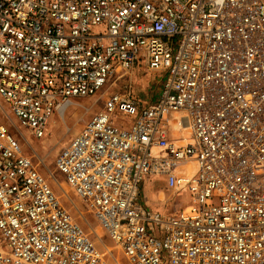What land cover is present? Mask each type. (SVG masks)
I'll return each mask as SVG.
<instances>
[{
  "label": "built area",
  "instance_id": "1",
  "mask_svg": "<svg viewBox=\"0 0 264 264\" xmlns=\"http://www.w3.org/2000/svg\"><path fill=\"white\" fill-rule=\"evenodd\" d=\"M140 67L153 99L111 92L54 161L112 253L12 129L42 139ZM0 264H264V0H0Z\"/></svg>",
  "mask_w": 264,
  "mask_h": 264
},
{
  "label": "rangeland",
  "instance_id": "2",
  "mask_svg": "<svg viewBox=\"0 0 264 264\" xmlns=\"http://www.w3.org/2000/svg\"><path fill=\"white\" fill-rule=\"evenodd\" d=\"M158 80V77L147 69L140 67L134 69L130 75L123 79L111 82L110 86H106L95 96L74 99L73 104L63 113V117L55 113L48 124L47 133L42 139L35 140L23 128H20L21 135L12 129L15 133L14 137L22 145L25 153L32 158L38 171L50 183L63 207L84 228L92 240L99 242L102 251L117 252L99 228L92 211L75 196L65 184L63 178L57 173L54 161L57 154L68 144L72 137L102 109L104 99L108 94L122 92L129 88L141 99H153ZM12 121L14 120L12 119ZM159 194H163L161 197L165 201V203L157 204L159 210H166L171 214L182 208L187 201L186 195L174 194L165 190L163 183L160 182H150L148 186H145L144 200L148 205H154L159 201Z\"/></svg>",
  "mask_w": 264,
  "mask_h": 264
},
{
  "label": "crops",
  "instance_id": "3",
  "mask_svg": "<svg viewBox=\"0 0 264 264\" xmlns=\"http://www.w3.org/2000/svg\"><path fill=\"white\" fill-rule=\"evenodd\" d=\"M151 183H152V182H151ZM154 183H156V182H154ZM144 186H148V184H145ZM164 189L167 190V189L165 188V186H164ZM168 191H169V190H168ZM161 195L163 196V194H161ZM161 195H160V194L158 195V197H159L158 200H159V201H158L157 203H154V205H151V206L149 205V206L152 207V208H154V209L159 210V208H158L159 206H157V204H158V203H161V204H162V202L165 203V201H164L163 197H161ZM163 205H165V204H163ZM163 208H164V206H163ZM160 211H162V210H160ZM162 212H167V211H166V210H163Z\"/></svg>",
  "mask_w": 264,
  "mask_h": 264
},
{
  "label": "bare ground",
  "instance_id": "4",
  "mask_svg": "<svg viewBox=\"0 0 264 264\" xmlns=\"http://www.w3.org/2000/svg\"><path fill=\"white\" fill-rule=\"evenodd\" d=\"M73 104V102L72 103H70L69 105H68V107H66V108H64V110H62V111H60L59 112V116L60 117H63V113L71 106Z\"/></svg>",
  "mask_w": 264,
  "mask_h": 264
}]
</instances>
